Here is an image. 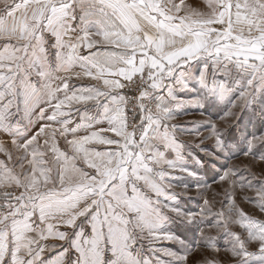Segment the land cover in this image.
Wrapping results in <instances>:
<instances>
[{"label":"snow or ice","instance_id":"6c2138e0","mask_svg":"<svg viewBox=\"0 0 264 264\" xmlns=\"http://www.w3.org/2000/svg\"><path fill=\"white\" fill-rule=\"evenodd\" d=\"M0 134V264H264V0H0Z\"/></svg>","mask_w":264,"mask_h":264},{"label":"rangeland","instance_id":"374dc122","mask_svg":"<svg viewBox=\"0 0 264 264\" xmlns=\"http://www.w3.org/2000/svg\"><path fill=\"white\" fill-rule=\"evenodd\" d=\"M185 3L191 4L193 7L199 8L203 4V0H185ZM129 93L130 92L126 93V95H129ZM216 113H217L216 109H206L205 112L202 113L201 110L196 107L187 106L177 111L173 122L183 127H191V125L187 123L188 121L200 120L207 116H212L213 119H217ZM201 131H204V129H201ZM178 135L180 136L181 140L191 141L195 139L194 136H192L191 134L178 133ZM4 138L6 137L0 134V139H4ZM200 155L203 158V154L201 153ZM248 162L249 161L245 160V158L242 155L239 158L233 157L232 160L230 161V163L239 164V165H244L247 164ZM226 166H227V160L223 155H218V157L208 158V163H206V165L203 168L199 169V175L201 180L208 184H212L215 180L218 181L219 174L223 171L224 167ZM223 187L225 186L222 185L219 188H216L214 186V189L216 192H222ZM177 190L179 191L180 189L178 188ZM207 195L209 196L210 199L212 198L211 191H209ZM219 198L220 197H217V199ZM184 199L187 201L186 206L191 209H195L197 205L200 203V197L193 196L191 195V193L189 197H186ZM238 202L240 203V206L250 215L258 216L259 218L264 219V213H261L258 207H254L252 204L243 201H238ZM212 234L215 235L216 233L213 232ZM186 235L189 237L190 241L195 239L192 236V233L190 232L186 233ZM57 243L59 242L57 241ZM162 243L163 246L165 247L175 248V246L171 242H162ZM221 247L222 248L224 247L222 238H221ZM54 254L55 252L45 253L46 256H51ZM191 258H195V254L193 255V257H190V259Z\"/></svg>","mask_w":264,"mask_h":264},{"label":"built area","instance_id":"2783aa9c","mask_svg":"<svg viewBox=\"0 0 264 264\" xmlns=\"http://www.w3.org/2000/svg\"><path fill=\"white\" fill-rule=\"evenodd\" d=\"M131 95H132V93L130 92V93H129V96H131Z\"/></svg>","mask_w":264,"mask_h":264}]
</instances>
